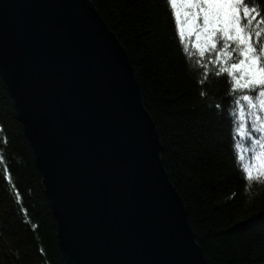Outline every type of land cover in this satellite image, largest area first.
Returning a JSON list of instances; mask_svg holds the SVG:
<instances>
[{"label":"water","instance_id":"water-1","mask_svg":"<svg viewBox=\"0 0 264 264\" xmlns=\"http://www.w3.org/2000/svg\"><path fill=\"white\" fill-rule=\"evenodd\" d=\"M0 77L66 264H207L124 48L89 0H0Z\"/></svg>","mask_w":264,"mask_h":264},{"label":"trees","instance_id":"trees-1","mask_svg":"<svg viewBox=\"0 0 264 264\" xmlns=\"http://www.w3.org/2000/svg\"><path fill=\"white\" fill-rule=\"evenodd\" d=\"M89 1L135 71L144 109L160 139L163 168L186 208L205 262L264 264V182L242 179L231 148L233 138L241 147L264 139L256 132L261 124L252 117L254 108L231 103L226 73L212 74L218 69L209 65V75H203L195 61L205 63L208 54L199 57L191 39L181 43L165 0ZM241 121L243 137L237 133ZM0 126V151L15 184L0 162V264H66L43 178L1 77Z\"/></svg>","mask_w":264,"mask_h":264},{"label":"snow or ice","instance_id":"snow-or-ice-1","mask_svg":"<svg viewBox=\"0 0 264 264\" xmlns=\"http://www.w3.org/2000/svg\"><path fill=\"white\" fill-rule=\"evenodd\" d=\"M165 3L181 43H184L185 36L194 37L191 47L196 54L201 58L208 54L205 63L195 61L204 69L203 75H209V65L218 69L212 74L226 73L230 85L227 95L234 96L232 104L241 107L243 101L250 108L258 106L264 110V42L260 40L264 33V5L260 0H165ZM240 90H245L246 94L234 95ZM215 107L219 109L218 105ZM231 111L234 112L235 108ZM241 115H244L242 108ZM243 128L241 121L237 133L242 137ZM3 131L0 126V132ZM260 147L264 149V144ZM231 148L236 152L234 159L239 168L243 169L242 179L246 183L264 182V151L256 154L246 145H238L235 138ZM246 149L253 153L247 166L240 162L241 153ZM0 162L5 164L6 179L15 187L3 151H0ZM16 194L20 196L18 190Z\"/></svg>","mask_w":264,"mask_h":264},{"label":"rangeland","instance_id":"rangeland-1","mask_svg":"<svg viewBox=\"0 0 264 264\" xmlns=\"http://www.w3.org/2000/svg\"><path fill=\"white\" fill-rule=\"evenodd\" d=\"M97 10V9H96ZM103 20V19H102ZM184 38H186V39H191V41L194 39V37H187V36H185ZM186 41V40H185ZM191 41H189V43L191 42ZM186 42H188V41H186ZM129 59V58H128ZM129 63H130V61H129ZM131 65V64H130ZM132 68V67H131ZM134 70V69H133ZM135 72V71H134ZM140 89V88H139ZM8 91V90H7ZM14 104V103H13ZM152 119V118H151ZM153 121V120H152ZM154 124V123H153ZM155 126V125H154ZM157 130V129H156ZM158 137V136H157ZM159 142H160V139H159ZM160 145H161V143H160ZM34 156H35V154H34ZM35 158V157H34ZM35 166H36V163H35ZM39 170V169H38ZM40 172V171H39ZM41 174V173H40ZM167 174V173H166ZM168 176V175H167ZM41 185H42V188L44 189V193H45V188L43 187V180H42V182H41ZM46 200H48V199H46ZM50 203V202H49ZM53 215V214H52ZM55 219V218H54ZM55 222H56V220H55ZM190 227H191V225H190ZM193 229V228H192ZM57 232H58V223H57ZM57 234V233H56ZM57 237H58V234H57ZM57 242H58V239H57ZM58 245H59V243H58ZM59 250H60V245H59ZM60 254H61V251H60Z\"/></svg>","mask_w":264,"mask_h":264}]
</instances>
